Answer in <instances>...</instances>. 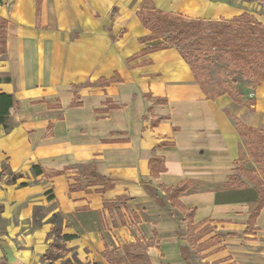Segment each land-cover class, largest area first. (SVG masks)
<instances>
[{"label":"crops","instance_id":"crops-1","mask_svg":"<svg viewBox=\"0 0 264 264\" xmlns=\"http://www.w3.org/2000/svg\"><path fill=\"white\" fill-rule=\"evenodd\" d=\"M152 1L158 10L187 18L229 20L248 12L264 24L258 0ZM141 2L0 0V16L8 21L0 93L17 101L11 129L0 124V171L5 163L20 173L14 180L0 177V259L44 264L41 256L54 224L49 218L56 213L64 235L88 233L96 244L98 253L88 264H108L102 258L106 247L149 239L156 241L147 249L151 264H193L186 238L176 246L166 236L157 239L174 227L164 221L165 208L185 218L165 188L186 182L177 201L194 210L196 231L210 227L198 243L215 240L204 245L203 259L217 264L264 260V206L248 228L257 202L254 185L227 186L238 169L258 172L248 151L241 154L235 117L264 131V81L245 94L253 95L252 110L228 94L207 96L176 47L146 51L163 40L139 41L150 33L136 14ZM113 76L118 79L96 82ZM83 164H91L112 187L104 190L81 176ZM32 165L44 172L34 176ZM56 171L62 174L50 176ZM75 177L82 186L70 190ZM40 179L51 191L44 193ZM52 201L54 208L38 218L41 205ZM106 202L117 205L120 215ZM235 240L248 253L236 256L228 247Z\"/></svg>","mask_w":264,"mask_h":264},{"label":"trees","instance_id":"trees-1","mask_svg":"<svg viewBox=\"0 0 264 264\" xmlns=\"http://www.w3.org/2000/svg\"><path fill=\"white\" fill-rule=\"evenodd\" d=\"M39 3V0H37ZM264 2V0H258ZM116 13V8L113 9L111 17ZM137 17L142 25L147 28L150 33L139 41L144 42L153 40L156 38H164L165 44L148 47L146 51H154L160 48L176 47L182 57L191 67L196 79L200 83L202 89L207 96L213 97L205 89L201 83L199 75L195 73L194 67L190 64L187 57L184 55L181 47L187 45L190 47V53L193 54L196 51H200L204 48H219L223 52L229 55V62L237 67H242L244 72L252 79V82L256 85L261 81H264V25L255 19V17L249 13H242L239 16L233 18L218 19V20H204L187 18L179 14L168 13L158 10L152 0H142L139 10L137 11ZM7 19L0 16V56L6 52V28ZM111 34L110 30H108ZM116 76L110 78H100L96 82L107 83L117 80ZM232 99L247 108L252 110L251 104L254 103V98L250 100H240L236 97ZM17 101L12 94L0 93V124L5 131L11 129L10 113L16 108ZM236 126L242 139L248 140L250 137H254L251 144L248 146V155L256 164H258V172L255 173L251 170L238 169V175H229L227 180L228 187H243L248 183L254 185L257 192V202L250 212L248 218V228H252L256 217L258 216L261 208L264 206V131L258 130L244 125L238 118L235 117ZM157 161V160H154ZM158 169H161L158 168ZM157 169V170H158ZM80 175L92 179L94 184H103V189H109L112 187L109 180L99 175L91 164H83L79 166ZM31 172L34 176L43 173V169L39 165H32ZM8 174L11 179H15L20 176V173L14 174L10 168L2 163V169L0 171V177ZM62 174V171H56L50 176H57ZM244 178V180L242 179ZM75 184H69V189L74 190L82 186V181L79 177H75ZM188 183L183 182L177 184L175 187L165 188V194L170 200L172 205L178 206L184 213V220L187 222L185 238L189 246L198 244V240L205 236L210 227L205 226L196 231V226L192 223L194 210L184 209L177 201V197L181 192H184L188 188ZM48 192V191H47ZM46 192V193H47ZM104 205L110 209L114 208L115 212L120 215V210L117 205L110 203H104ZM3 206L0 203V213ZM39 207L34 208V225L39 226L40 223L35 220ZM59 219L58 214L54 213L50 216L49 220L53 222L55 227L56 220ZM123 220L120 219V224ZM114 226L116 225L113 222ZM2 231H0V234ZM65 239H71L74 237L72 234L63 235ZM211 240V241H210ZM215 240L208 239V243L201 242L197 246L199 250L204 248V245H211ZM2 240L0 239V246ZM156 244V241L149 239L146 242L136 240L135 242L125 243L118 248L109 249L105 248L102 252V258L108 264H151L150 258L147 253V249L150 246ZM52 250H55V246L49 243L48 249L41 256V261H47L48 264H54L52 259ZM0 264H19L16 260L8 261L5 257L0 259ZM94 264H100L95 262ZM234 264V263H231Z\"/></svg>","mask_w":264,"mask_h":264},{"label":"rangeland","instance_id":"rangeland-1","mask_svg":"<svg viewBox=\"0 0 264 264\" xmlns=\"http://www.w3.org/2000/svg\"><path fill=\"white\" fill-rule=\"evenodd\" d=\"M260 2L262 6L257 10V12L262 15L264 12V2ZM255 19L258 21L256 17ZM162 40L163 42L161 45H164V38H162ZM181 48L190 64L194 67L195 73L199 75L201 83L204 85L205 89L210 95L217 97L222 94H228L230 98L233 96V98L236 97L240 100H250L253 97L252 93H249L248 96L245 97V94L247 92H252L255 86V84L252 82V79L249 78L242 67H237L231 64L229 62V55L223 52L222 49L204 48L191 54L189 46L185 45ZM253 139L254 137H250L248 140L242 139L240 149L243 156L246 155L248 146L251 144ZM256 165L258 166V164ZM37 183L43 185L44 193L46 191H51V186L47 183V181L40 179L37 181ZM47 196L52 197L50 194H47L46 198ZM119 204L122 205L124 203L121 204V202H119ZM55 205L56 202L53 201L51 204L48 203L41 205V212L37 217H41L47 210L54 208ZM162 216L164 221L170 222V224L174 225V227H172L170 233L163 232L158 234L157 239H161V237L166 236L168 239L172 240L174 246L179 244L180 240L185 243L186 228L182 223L184 220L181 219L179 212L174 209L171 210L165 208L164 214ZM60 218L61 216L59 215V219L55 222V227L53 229L51 228L46 236L50 243L55 246V250H52V259L54 262L56 264H88L92 259L94 260L98 250L96 248V244H94L89 238V234L87 233L86 237V235L80 234V232H71L74 237L71 239H65L63 237L64 231ZM2 227L3 224L0 222V230H2ZM198 244L188 247L187 255L189 261H191L193 264H217L209 263L203 259L204 254L201 253L202 250H199V247L197 246ZM242 244L244 243L242 242ZM238 245L239 242L237 240L233 241L232 243H228V247L233 250L236 256H238L240 253H248L246 252L247 248L244 249L242 247H237ZM249 249L252 248H248V250ZM44 264H48V262L45 261ZM251 264H264V260H258L257 262H252Z\"/></svg>","mask_w":264,"mask_h":264}]
</instances>
